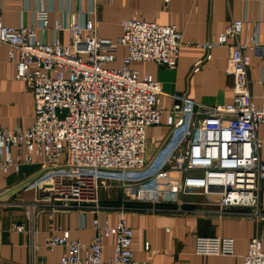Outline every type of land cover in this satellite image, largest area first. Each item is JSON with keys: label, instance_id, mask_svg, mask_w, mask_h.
Wrapping results in <instances>:
<instances>
[{"label": "built area", "instance_id": "built-area-1", "mask_svg": "<svg viewBox=\"0 0 264 264\" xmlns=\"http://www.w3.org/2000/svg\"><path fill=\"white\" fill-rule=\"evenodd\" d=\"M37 17L39 28L49 27L46 10H39ZM244 23V19L233 20L206 43L208 48L230 49L227 73L233 80L232 102L204 104L179 96L164 108L161 83L132 64L153 61L175 68L183 45L176 25L128 19L123 22V34L110 39L99 36L93 19L80 23L71 17L56 21L53 27L55 33L69 34L65 44L56 36L51 42L38 39L36 26L11 27L0 19V44L12 48L9 57L16 64L17 78L25 81L35 101V121L30 127L0 124V171L20 173L34 164L47 169L32 183L35 199L20 204L31 219L46 209L78 210L83 217L93 214L89 242L73 238L68 230L46 238L48 249L66 248L59 264H150L135 258L133 229L126 218L121 215L116 224L110 223L106 213L116 207L101 204L99 190L106 185L102 171L123 173L122 186L127 187L149 181L167 168L179 169L184 173V193L199 192L204 203L217 205L223 212L240 207L262 216L264 160L257 130L264 124V94L257 106L248 72L253 54L264 58V33L256 23L247 41L241 42ZM120 46L127 54L120 67H113ZM14 50L19 52L18 59ZM187 106L193 108V121L184 132L187 141L175 148L166 146L149 160L148 128L161 124L165 114L167 124L181 132L187 123ZM110 237L115 238L114 253L105 259L104 242ZM234 248L232 237H196L199 255L231 256ZM244 264H264L258 236L251 239Z\"/></svg>", "mask_w": 264, "mask_h": 264}, {"label": "crops", "instance_id": "crops-1", "mask_svg": "<svg viewBox=\"0 0 264 264\" xmlns=\"http://www.w3.org/2000/svg\"><path fill=\"white\" fill-rule=\"evenodd\" d=\"M39 10L49 14V27L39 28ZM84 23L93 19L98 34L117 39L123 34V22L139 19L165 25H176L183 34V45L175 68L161 66L153 61L134 62L132 68L142 75H151L162 86L161 106L171 107L176 98L204 104H224L233 100V80L227 73L230 58L228 46L206 43L219 36L236 19H244L239 38L245 42L256 23L264 33V0H0V19L6 26H36V37L51 42L55 36L63 43L69 42L66 31L55 33L56 21L69 18ZM233 44V41L230 42ZM12 48L0 44V124L5 128L30 127L35 121L33 93L25 81L17 78V68L11 62ZM15 51L16 59L19 52ZM120 57V64H113ZM127 54L118 47L113 67H120ZM264 58L253 54L248 72L249 89L257 106L264 94ZM187 123L184 130L175 132L167 124L166 115L161 124L147 130V156L152 159L166 146L175 148L184 144V132L193 121L192 106H187ZM261 140L260 156L264 160V124L257 130ZM42 169L40 164L27 166L20 173L0 171V193ZM106 185L99 190L101 204L114 206L106 213L110 223L116 224L123 215L133 229L135 258L150 264H244V255L255 236L261 238L264 250V191L261 194V217L248 208H228L204 203L199 192H183L184 173L179 169H165L155 178L127 187L122 186L124 174L102 171ZM32 184L10 201L0 204V264H59L66 248L50 250L45 246L48 236L62 235L68 230L75 239L89 242L93 237V214L78 210L46 209L29 218L21 203L36 197ZM183 201L180 207L179 201ZM124 206V209H121ZM182 208V210H178ZM23 225L24 230L17 229ZM197 236L232 237L234 254L199 255L195 252ZM149 243V250L146 249ZM115 238L104 242L103 257L114 253Z\"/></svg>", "mask_w": 264, "mask_h": 264}, {"label": "water", "instance_id": "water-1", "mask_svg": "<svg viewBox=\"0 0 264 264\" xmlns=\"http://www.w3.org/2000/svg\"><path fill=\"white\" fill-rule=\"evenodd\" d=\"M46 170L47 169H42L36 172L35 174L29 176L28 178L24 179L23 181L17 183L16 185L12 186L11 188L0 193V204L10 201L18 193H20L22 190L30 186Z\"/></svg>", "mask_w": 264, "mask_h": 264}, {"label": "rangeland", "instance_id": "rangeland-1", "mask_svg": "<svg viewBox=\"0 0 264 264\" xmlns=\"http://www.w3.org/2000/svg\"><path fill=\"white\" fill-rule=\"evenodd\" d=\"M122 56V54H118V59H117V61L113 64L114 66H117V65H119L120 64V57ZM114 172H117V171H114ZM186 194H190V193H186ZM202 201H204V197L202 196Z\"/></svg>", "mask_w": 264, "mask_h": 264}]
</instances>
